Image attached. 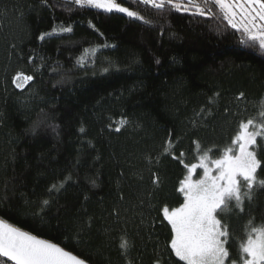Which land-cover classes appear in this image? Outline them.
<instances>
[{"label":"trees","instance_id":"16d2710c","mask_svg":"<svg viewBox=\"0 0 264 264\" xmlns=\"http://www.w3.org/2000/svg\"><path fill=\"white\" fill-rule=\"evenodd\" d=\"M118 2L144 20L74 0H0V218L88 264H183L162 209L183 202L187 170L163 147L171 139L188 164L205 149L218 158L264 101V52L216 7ZM18 72L33 80L17 88ZM255 150L264 167L260 137ZM242 207L218 213L233 259L248 222L264 225V188Z\"/></svg>","mask_w":264,"mask_h":264},{"label":"snow or ice","instance_id":"6c2138e0","mask_svg":"<svg viewBox=\"0 0 264 264\" xmlns=\"http://www.w3.org/2000/svg\"><path fill=\"white\" fill-rule=\"evenodd\" d=\"M81 7L90 6L106 12L124 13L128 17L144 20L137 11L122 6L118 0H74ZM145 5L163 9L166 5L177 11L194 14L213 15V7L219 9L222 18L231 28L240 31L249 47H259L264 52V0H139ZM210 5L212 7H210ZM147 22V21H145ZM56 31L55 28L52 30ZM70 32V27L61 29ZM50 33L41 34L40 40ZM88 52L87 49L84 50ZM84 59L83 55L80 58ZM159 62V61H157ZM33 76L18 72L14 77L17 88H23ZM244 93H240L242 98ZM211 102V98H210ZM122 120L121 123H126ZM117 131L120 129L117 128ZM84 131L83 128L80 129ZM171 135V134H170ZM264 141V101L261 102L255 116L238 123L237 131L230 144L216 159H211V149L203 150L198 163H185V153L174 155L175 146L169 139L163 147L164 155L179 160L187 170V175L179 182L178 191L183 195V202L178 207L162 209L163 219L171 227L170 248L183 264H264V225L252 226L250 220L246 240L239 245L238 258H231L228 243L229 231L218 213L224 211L231 202L243 211L245 199L251 201L253 189L264 188V179L259 178L258 169L264 171L262 161L257 157L255 147L257 138ZM196 150L201 146L194 142ZM149 162L151 160L149 159ZM203 170L199 179H193L197 169ZM66 177L59 185L53 184L49 191H59ZM156 181H154L155 183ZM49 204L42 201L41 210ZM121 249H127L123 240ZM0 264H86L65 248L49 240L22 230L0 218ZM159 264V261L156 262Z\"/></svg>","mask_w":264,"mask_h":264},{"label":"rangeland","instance_id":"374dc122","mask_svg":"<svg viewBox=\"0 0 264 264\" xmlns=\"http://www.w3.org/2000/svg\"><path fill=\"white\" fill-rule=\"evenodd\" d=\"M139 1V0H138ZM150 5V4H149ZM198 162H199V160H198ZM198 162H196V163H198ZM203 175V170L202 169H197V171H196V173L195 174H193V179H199L201 176ZM167 222V221H166ZM174 254V253H173ZM174 256H175V254H174ZM176 257V256H175ZM177 259H178V257H176ZM182 262V261H181ZM183 263V262H182Z\"/></svg>","mask_w":264,"mask_h":264},{"label":"water","instance_id":"95a60500","mask_svg":"<svg viewBox=\"0 0 264 264\" xmlns=\"http://www.w3.org/2000/svg\"><path fill=\"white\" fill-rule=\"evenodd\" d=\"M2 260L4 259V258H1ZM9 264H10V262H9ZM86 264H88L87 262H86Z\"/></svg>","mask_w":264,"mask_h":264},{"label":"flooded vegetation","instance_id":"af4514ba","mask_svg":"<svg viewBox=\"0 0 264 264\" xmlns=\"http://www.w3.org/2000/svg\"><path fill=\"white\" fill-rule=\"evenodd\" d=\"M258 47V46H257Z\"/></svg>","mask_w":264,"mask_h":264}]
</instances>
